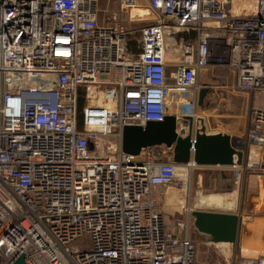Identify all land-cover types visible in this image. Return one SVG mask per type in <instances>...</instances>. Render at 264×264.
<instances>
[{
	"label": "built area",
	"instance_id": "2783aa9c",
	"mask_svg": "<svg viewBox=\"0 0 264 264\" xmlns=\"http://www.w3.org/2000/svg\"><path fill=\"white\" fill-rule=\"evenodd\" d=\"M148 1L157 18L129 46L140 0H121L110 25L100 0H0V264L23 251L32 264H200L193 209L171 229L164 213L169 188L200 165L159 160L154 147L138 159L123 151V132L175 116L194 138L199 94L186 95L203 70L225 68L246 94L238 176L258 165L248 147L264 153V0L249 14L235 0ZM229 264L264 256L237 251Z\"/></svg>",
	"mask_w": 264,
	"mask_h": 264
},
{
	"label": "rangeland",
	"instance_id": "374dc122",
	"mask_svg": "<svg viewBox=\"0 0 264 264\" xmlns=\"http://www.w3.org/2000/svg\"><path fill=\"white\" fill-rule=\"evenodd\" d=\"M120 3L121 0H100L99 20L102 24L110 25L113 23L112 16L115 12L120 11ZM150 14L151 15H148V19L140 20L136 22L134 21L135 23L128 18L129 20L127 21V25L129 26V28L135 29L134 32L130 35L129 46H133L135 43L137 44L140 35L138 29L141 26L149 23H153L155 21L154 20L155 15L152 13ZM214 72L218 74H222L224 76L227 75L232 76L231 73H229V71H227L225 68H216ZM211 73H212L211 69H209V71H207L208 77L211 75ZM213 79L209 77L206 80L208 81L209 90L215 89L212 87L213 85H216L215 83H213L214 81ZM199 83L202 84L200 80ZM217 83H219L220 85L227 84L228 88H231V90L234 93L242 96L244 101L243 112L245 113L246 100H247L246 94L239 90H234L231 87L232 79L230 77L226 80V82L220 80ZM190 93L191 92H189V94ZM188 95H186V99L188 98ZM211 100H212L211 105H215L217 98L214 97V99ZM243 112H242L243 116L241 117L242 120L245 119L244 116L245 114ZM206 118H208V120L212 119L211 116H206ZM245 125H246V119H245ZM209 126L211 127L212 125ZM217 130L218 128L213 126L209 131H217ZM102 140L103 143H105L104 145L105 147H107L110 143L115 142L113 137H103ZM251 146L248 147L249 150ZM163 150H165V148L162 147L161 145L159 147H154L152 151H154L155 154L161 153L160 156H158L159 160L172 159L171 158L172 153L170 152V150L166 152H163ZM105 151L107 153L112 152L107 148ZM143 158H145V156L143 155L138 156V159H143ZM252 158L256 160L255 153L252 154ZM257 163L258 165L256 167L254 166L249 171L243 173L242 177L239 179L236 178V174L234 173V171L233 172L224 171L225 173L220 175V173H216L214 169H203L200 167L195 169L192 173H189L186 182L183 181L185 179L182 180L181 177L179 176V180L181 181V183L178 184L179 186L170 187L165 199L164 213H165V222L167 224V228L171 229V227H173L175 220L182 218L186 210L185 208H188L190 206L193 210L202 209L196 207V202L200 199H207V198H212L215 200L218 199L217 201L219 205L215 207L216 209H210V210L232 212L236 214L242 211L245 201L246 176L250 172L264 173V170L260 169L259 167V164H264V160L261 159ZM236 180L239 181L238 183L235 184ZM192 232L195 237L194 239L197 248V257L200 264H229V262L232 261L235 252H237V249H235L233 243L216 244L210 241V237L208 235L199 232L197 229H194ZM89 240H90L89 237L85 236L84 238H82L81 241L83 243H86Z\"/></svg>",
	"mask_w": 264,
	"mask_h": 264
},
{
	"label": "water",
	"instance_id": "95a60500",
	"mask_svg": "<svg viewBox=\"0 0 264 264\" xmlns=\"http://www.w3.org/2000/svg\"><path fill=\"white\" fill-rule=\"evenodd\" d=\"M209 92L204 86L199 92V105ZM186 135L177 131L175 116H166L162 121H149L146 126L128 125L123 132V151L139 156L144 148L166 145L173 147V160L178 164L189 162L192 157L200 166H239L246 162L248 155L242 141L226 132L211 134L200 121ZM264 159V154H263ZM196 229L208 235L212 241H230L236 243L241 219L238 214L210 209H195L192 212ZM12 264H32L23 255Z\"/></svg>",
	"mask_w": 264,
	"mask_h": 264
},
{
	"label": "crops",
	"instance_id": "0c3cea01",
	"mask_svg": "<svg viewBox=\"0 0 264 264\" xmlns=\"http://www.w3.org/2000/svg\"><path fill=\"white\" fill-rule=\"evenodd\" d=\"M256 0H235V10L239 13L249 14L255 11ZM140 9L134 11H145L149 14L155 15L154 20L157 18L158 13L150 6L148 0H140ZM138 7V6H137ZM147 8V9H146ZM151 12H150V11ZM131 14V13H130ZM142 19V18H141ZM140 21L139 19H133ZM135 23V22H134ZM178 41V37L170 38L169 43L175 45ZM172 52V50H170ZM169 52V53H170ZM171 55V53H170ZM207 71L203 70L200 73L199 80L202 82L200 90L204 86H209L207 78L211 77L216 85L212 87L214 90H209L204 103L199 105V99L197 105L194 104V111L199 115V123L203 121L206 125L208 133L215 134L219 132H226L231 134L235 138H240L241 132L245 126V119L242 120V112L244 111V101L242 96L234 93L228 85H220V80L226 82L229 76L215 73L211 71V75L208 77ZM199 91L192 90L188 95V99L195 100ZM217 98L215 105H211L212 100ZM242 98V99H241ZM244 113V112H243ZM211 116L212 119L206 118ZM211 123H210V122ZM209 123V124H208ZM209 125H212L211 127ZM218 128L217 131H209L212 127ZM203 169H214L216 173L223 174L224 171H234L236 178L239 179L238 173L241 172L239 166H200ZM244 173V172H243ZM242 173V174H243ZM235 180V179H234ZM239 180H236L235 184ZM186 209V208H185ZM241 219V224L238 232V238L234 243L235 249L246 257H261L264 256V173H252L250 172L245 178V201L243 210L237 213ZM172 228V227H171Z\"/></svg>",
	"mask_w": 264,
	"mask_h": 264
},
{
	"label": "bare ground",
	"instance_id": "6f19581e",
	"mask_svg": "<svg viewBox=\"0 0 264 264\" xmlns=\"http://www.w3.org/2000/svg\"><path fill=\"white\" fill-rule=\"evenodd\" d=\"M140 6V5H139ZM139 6L137 7H134L131 9L130 13H131V18L133 19H139V20H145V19H148V15H151L149 14L148 12H142V11H134L135 9H140ZM155 17V16H154ZM142 18V19H141ZM177 56V55H176ZM180 58H181V54L179 55ZM262 148L260 145L258 144H253L250 148V151H249V161L251 163H254V162H259L261 159H262V155L264 153H262ZM255 153V158L256 160H254L252 158V154ZM218 200V199H217ZM215 200V199H212V198H207V199H200L196 202V207L198 208H202V209H216L215 207L217 205H219L218 201ZM232 204V203H230ZM220 243H231L230 241H219L218 244Z\"/></svg>",
	"mask_w": 264,
	"mask_h": 264
},
{
	"label": "trees",
	"instance_id": "16d2710c",
	"mask_svg": "<svg viewBox=\"0 0 264 264\" xmlns=\"http://www.w3.org/2000/svg\"><path fill=\"white\" fill-rule=\"evenodd\" d=\"M86 93H85V89H81L80 90V96H79V104H78V119H79V126L82 127L83 125V109L84 106L86 105V97H85ZM154 147H159V146H154ZM173 156L171 155V158ZM194 230V229H193ZM192 240L195 242V237L193 235L192 232V236H191Z\"/></svg>",
	"mask_w": 264,
	"mask_h": 264
}]
</instances>
